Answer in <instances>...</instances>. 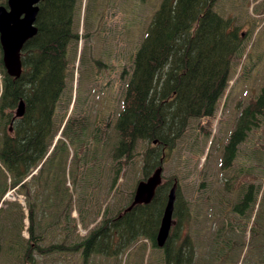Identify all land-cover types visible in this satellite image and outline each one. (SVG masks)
Here are the masks:
<instances>
[{
  "label": "trees",
  "instance_id": "obj_1",
  "mask_svg": "<svg viewBox=\"0 0 264 264\" xmlns=\"http://www.w3.org/2000/svg\"><path fill=\"white\" fill-rule=\"evenodd\" d=\"M144 1L87 0L83 14L80 0H45L36 23L38 35L22 53L23 74L19 79L7 74L0 45V264H39L37 257L64 251L77 252L79 256L81 253L82 264H87L94 256L116 259L143 240L151 243V249L162 252L163 264H195L196 243L185 230L184 221L190 222L194 217L193 204L197 203L185 198L175 175L163 182L149 204L136 205L127 211L134 192L126 207H119L115 213L108 209L99 225L75 243L67 244L70 235L60 242L52 233L53 228L61 227L63 220L52 216L54 210L50 205L72 204L58 173H63L68 165V142L76 150V157L71 159L75 165L85 162L95 167L97 162L110 160L106 177L101 174L94 180L101 188L109 176L115 185L122 170L129 168L138 156L143 162L139 182L145 181L159 167L165 169L170 153L194 122H205L209 126L206 134L210 135L228 94L231 70H237L245 60L246 42L251 34L240 31L232 16L226 18L215 8L218 0H162L147 29L142 31L137 29L139 18L146 17L141 14ZM0 6H7V0H0ZM108 16L114 26L108 25ZM81 19L87 31L83 37L76 31ZM112 30L139 39L136 51L118 73V101L122 106L114 138L108 134L110 124L106 118L92 124L88 115L77 112L84 89L91 85L99 86L109 105H113L111 101L117 97L116 81L109 79L104 84V79L99 78L104 69L113 70V66L93 56L90 45H85L76 67V49L81 38L87 44L95 35L107 38ZM75 69L80 72L79 86L73 113L68 117ZM22 100L26 103V114L13 121ZM64 105L66 114L59 115L57 126L58 108ZM237 110L234 129L218 163L217 174L221 179L234 171L240 147L264 124V86L245 105L239 104ZM62 125L68 142L61 140L55 144ZM88 140L93 142L94 152ZM140 148L143 151L139 152ZM256 176L247 172L241 175L245 182L236 184L239 190L232 207L239 218H245L250 203L263 189L261 180L257 186L251 184L250 179L255 181ZM74 181L76 185L78 177ZM174 184L177 191L173 219L179 226L159 248L157 236ZM207 185L212 190L213 183L206 180L199 190H207ZM13 190L24 195L28 215H24L19 202L6 199ZM78 193L79 200H83L85 193ZM219 195L220 203L226 205ZM207 200L204 197L202 203ZM91 203V198L86 200V205ZM64 215L68 220L64 212L61 217ZM25 219L29 220L28 225ZM221 227L230 234L223 222ZM25 230L29 237L24 235ZM223 238L234 245L230 236Z\"/></svg>",
  "mask_w": 264,
  "mask_h": 264
},
{
  "label": "rangeland",
  "instance_id": "obj_2",
  "mask_svg": "<svg viewBox=\"0 0 264 264\" xmlns=\"http://www.w3.org/2000/svg\"><path fill=\"white\" fill-rule=\"evenodd\" d=\"M86 1L84 0L82 3V0H80L83 14L87 4ZM161 2L162 0L144 1L141 14L146 17L139 18L137 30L147 29L151 17L158 10ZM215 8L226 18L232 16L235 23L241 28L240 31L251 34L246 42L245 60L241 62L237 70L235 68L231 70L228 94L217 115V120L214 121L213 128L209 130L210 135L206 134L209 126L203 121L194 122L190 126L178 146L170 153L168 162L165 164L164 182L175 175L179 179L181 192L185 198L190 202L197 203V205L193 204L194 217L190 222L184 221L185 230L192 237V241L196 243L195 264H264V124L257 132L251 134L250 140L240 147V156L234 171L226 179L219 178L217 174L223 147L227 144L226 140H228L230 131L234 129L235 120L239 115L238 105L241 103L245 105L264 86V0H218ZM147 17L148 20H146ZM77 19L76 16V21ZM107 21L109 26H114L110 16H108ZM76 31L79 32L80 37L87 34V31L84 30L83 19H81L80 27ZM85 45H90L93 56L101 58L104 64L113 66V70L104 69L106 76L102 71L99 78L104 79V84L109 79L112 82L116 81L114 88L117 97L112 99L113 105H109V99L104 96L101 88L99 86L92 87L93 85H91L87 90L84 89L77 112L82 111L83 115H88L92 124H95L97 120L106 118L110 124L108 134L114 138L116 136L115 123L117 115L122 106L118 101V73L121 72L122 66L128 63V59L136 51L139 39L136 35L128 37L126 34H120L118 31L113 30L107 38H98L95 35L92 37L91 42L87 44L81 38L76 49L78 53L76 67L79 63L80 52ZM109 71H111L110 74H108ZM79 76L80 72L75 69V76L73 83H71L74 92L73 102H70L71 107L68 111V117L73 113ZM122 88L123 86L121 90ZM82 102L84 103L82 104ZM63 114H66L65 105L58 108L57 126L60 124L59 115ZM64 125L59 129L55 144L61 140L67 141L62 133ZM201 128L203 129L201 130ZM88 144L91 146L90 149H93L91 152H94L93 142L88 140ZM68 147L70 150L68 165L63 173L62 171L58 173L63 180L60 184H64L65 189L72 198V204L68 207L66 205L63 207L50 205V207H53L54 210L52 216L58 221L63 220V223H60L61 227L56 226L53 228L52 233L57 235V240L60 242L65 235H70L67 244H71L75 243V240L79 241L87 237L107 215L108 209L115 213L119 207L124 208L128 205L139 180L143 177V162L141 156L136 157L129 168L125 167L122 170L115 185L112 184L113 181L109 176V179L103 180V188H101L94 180L99 179L101 174L104 175L103 178L106 177L109 173L108 161L110 160H106L107 163L97 162L95 167L85 162L82 165H78V163L75 165L71 159L73 156L76 157V150L69 142ZM142 147L144 148L143 145ZM51 148L52 151L53 146ZM97 150V154L100 155L102 146L99 145ZM138 151L143 150L140 148ZM107 152L108 148L104 150L105 154ZM90 154L89 151L88 156ZM79 156L83 157L81 154ZM247 172H251L252 175L257 174L255 181H253V178L250 179V182L252 181L251 184L257 186L261 180L263 189L260 191L258 198L250 203V208L245 212V218H239L232 207L235 205L236 194L239 190L235 187L238 182H245L241 175H245ZM34 174H36V171ZM76 177L79 181L75 185L74 179ZM235 177H238V180ZM203 180L208 181V184L213 183L212 190L208 188V185L207 190H199ZM225 186L227 187L225 188ZM79 191L85 193L83 200H79ZM219 194L222 195L223 203L226 205L220 203ZM204 197L208 200L202 203ZM6 198L19 202L24 208V215H28L24 195L10 191ZM90 198L92 203L88 206L86 200ZM61 212L67 215L68 220H65V215L61 217ZM237 217L239 221H236ZM25 222L26 225L29 224V220L25 219ZM222 222L227 226L230 234H227L221 227ZM6 226H9V221ZM177 226L179 224L175 220L172 231ZM6 234H9L7 230ZM24 235L29 237L26 230ZM228 236H230V241L234 245L224 241L223 237ZM150 245L151 243L148 240H143L127 254H122L116 259L94 256L91 262L87 264H163L160 260L162 252H159V249H151ZM80 256L77 252L64 251L47 257H37L36 262L39 264H82L83 259Z\"/></svg>",
  "mask_w": 264,
  "mask_h": 264
},
{
  "label": "water",
  "instance_id": "obj_3",
  "mask_svg": "<svg viewBox=\"0 0 264 264\" xmlns=\"http://www.w3.org/2000/svg\"><path fill=\"white\" fill-rule=\"evenodd\" d=\"M45 0H7V7L0 6V45L3 54V64L7 74L15 79L23 74L22 53L25 46L38 35L36 26L40 13V4ZM26 114V103L21 101L15 112L14 120L23 118ZM163 168L159 167L145 181L138 183L134 201L127 211L136 205L149 204L162 185ZM177 185L174 184L169 193V199L157 236V246L162 248L172 229L173 212L176 201Z\"/></svg>",
  "mask_w": 264,
  "mask_h": 264
}]
</instances>
